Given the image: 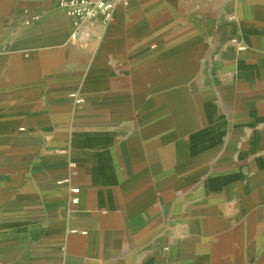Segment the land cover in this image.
<instances>
[{
	"label": "crops",
	"instance_id": "obj_1",
	"mask_svg": "<svg viewBox=\"0 0 264 264\" xmlns=\"http://www.w3.org/2000/svg\"><path fill=\"white\" fill-rule=\"evenodd\" d=\"M73 31L0 0V264H264V0Z\"/></svg>",
	"mask_w": 264,
	"mask_h": 264
},
{
	"label": "built area",
	"instance_id": "obj_2",
	"mask_svg": "<svg viewBox=\"0 0 264 264\" xmlns=\"http://www.w3.org/2000/svg\"><path fill=\"white\" fill-rule=\"evenodd\" d=\"M128 2L129 0H56V7L72 20L74 31L71 38L74 43L80 48H85L92 38L97 20L103 18L105 24L109 25L116 8L119 5H127ZM36 20H39V17L25 21V25H30ZM83 102L82 99L77 100V103ZM70 166L75 167V164L71 163ZM73 193L78 194L79 189H74ZM72 202L78 204L79 199L74 198Z\"/></svg>",
	"mask_w": 264,
	"mask_h": 264
}]
</instances>
